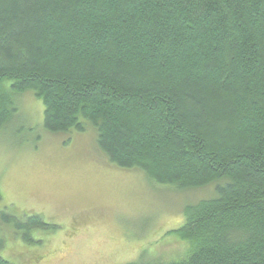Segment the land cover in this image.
<instances>
[{
	"label": "trees",
	"instance_id": "16d2710c",
	"mask_svg": "<svg viewBox=\"0 0 264 264\" xmlns=\"http://www.w3.org/2000/svg\"><path fill=\"white\" fill-rule=\"evenodd\" d=\"M26 92L119 169L216 185L168 233L184 251L131 264H264V0H0V128Z\"/></svg>",
	"mask_w": 264,
	"mask_h": 264
},
{
	"label": "rangeland",
	"instance_id": "374dc122",
	"mask_svg": "<svg viewBox=\"0 0 264 264\" xmlns=\"http://www.w3.org/2000/svg\"><path fill=\"white\" fill-rule=\"evenodd\" d=\"M0 128V256L11 264H131L173 258L186 246L170 231L185 207L214 197L215 184L179 192L143 173L119 169L97 145L93 128L52 134L33 92L18 97ZM38 215L48 226L30 240L3 217ZM174 259V258H173Z\"/></svg>",
	"mask_w": 264,
	"mask_h": 264
}]
</instances>
